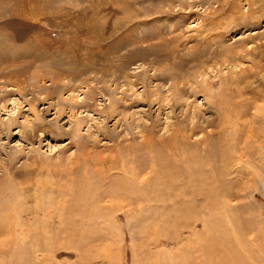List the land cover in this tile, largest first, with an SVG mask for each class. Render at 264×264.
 Listing matches in <instances>:
<instances>
[{
	"label": "rangeland",
	"instance_id": "374dc122",
	"mask_svg": "<svg viewBox=\"0 0 264 264\" xmlns=\"http://www.w3.org/2000/svg\"><path fill=\"white\" fill-rule=\"evenodd\" d=\"M193 110L199 126L187 120L178 153L205 159L194 143L219 137L230 149L239 137L252 154H230V196L216 195L227 206L207 215L206 198L185 210L117 198L115 181H132L140 198L156 184L140 131L175 171L160 138ZM120 163L146 165L143 183ZM20 187L44 206L39 224ZM186 260L264 264V0H0V264Z\"/></svg>",
	"mask_w": 264,
	"mask_h": 264
},
{
	"label": "bare ground",
	"instance_id": "6f19581e",
	"mask_svg": "<svg viewBox=\"0 0 264 264\" xmlns=\"http://www.w3.org/2000/svg\"><path fill=\"white\" fill-rule=\"evenodd\" d=\"M234 9V8H233ZM178 88V87H177ZM208 88V87H207ZM211 90V89H210ZM224 107V105H223ZM215 109L218 110L217 106L215 105L214 106ZM221 109V107H220ZM187 111V110H186ZM222 111V110H221ZM189 112V110H188ZM188 112H184V117H183V121L180 120V123L174 125V128L172 130V133L169 135V136H166V137H162L160 138V142L162 145H164L167 149H169L172 157V161L174 163H176V166H175V171H170L169 170V166L171 167H174L171 163H169V161L166 163L164 159L162 158H158L157 156L153 159L152 156L150 155L151 154V148H153V136H152V133L149 135L148 131L147 132H144L143 130L140 131L142 134H143V137H144V140H142L140 143L137 142L138 144L141 145L142 148L145 149V153L148 155V158L149 160L151 161L150 164L148 165L150 167V169H153L154 166H155V170L159 171V173L156 175L157 178H154L156 180V184L155 185H152L150 186V191H148L146 189V192H147V197L146 198H140L137 196L136 193L132 192L131 190L135 189V187H133V184L134 183H131L129 180L128 181H115V183L113 184L114 186V191L115 193H117V195L119 196H116L117 198H120V195H122L123 193L125 192H129L130 194H133V196L136 197V199H139V200H136L135 201L139 204L141 203L142 200L140 199H149L150 201L152 200V202H154L157 206L160 205L161 207L160 208H164V209H168L169 210V207L168 206H181L183 205V208H184V204H189L191 205L190 208H193L192 204L195 202V201H200L204 198L205 199V203H203L201 205V208L202 210H204V212L207 214V215H210L211 213H215L218 212L215 209H218L219 207H225L227 206L226 205V199H223L222 201H219L216 197L217 194L221 193L220 191V187H222V197L224 198L225 195L226 197L230 196V193L227 191V189H224L223 188V183L225 182L224 178L226 177L225 174L227 173V171L229 170V168H227L228 165L232 166L231 162H229V157H230V154L232 155V159L234 158L235 156V153H239V156L237 157L238 159H241L247 163H250L252 162V154L248 151V143L246 142V140H244L243 144L240 146V147H237L241 140L239 137H237V139L235 137L232 138V142L230 141V149L228 148V145L225 143V140L222 141V138L220 139H216V140H211V139H208V140H200L199 143L195 144L194 145H197V147L199 148L200 151H206L207 152V156H206V160L205 159H201L196 152L195 153V149L192 150L189 152L187 151H184L183 153H178L177 151L178 150H181L180 148V144L181 143H184L186 141V143H188V139L190 138L189 134H188V121L187 120H190L192 123H194V126H193V129H195L197 126V123L194 121V118L196 117L197 115V110H193V112L191 113V116H190V113ZM185 119V120H184ZM214 120H212L210 122V124L212 126H216L217 125V120L215 117H213ZM224 121V120H223ZM191 123V124H192ZM180 124L182 125L180 127ZM190 124V125H191ZM168 126V125H166ZM225 126V121L223 123H221L218 127H215V130L216 129H219V128H222ZM149 128V127H147ZM199 128V127H198ZM210 128V127H208ZM200 129V128H199ZM206 129V128H205ZM145 130V129H144ZM151 130V129H150ZM153 131V130H152ZM206 131V130H205ZM208 131V130H207ZM201 132V131H200ZM224 132V131H223ZM235 134V133H234ZM145 135V136H144ZM210 135L212 136V132H210ZM208 136V135H207ZM158 137V136H157ZM222 141V142H221ZM234 141V142H233ZM120 142V141H119ZM193 142V141H192ZM184 143V144H186ZM242 143V142H241ZM158 144V143H157ZM160 144V146H161ZM193 145V144H192ZM193 145V146H194ZM130 147V146H129ZM128 147V150L130 151V148ZM151 147V148H149ZM193 148V147H192ZM195 148V147H194ZM155 149V148H153ZM178 149V150H177ZM197 149V148H196ZM163 150V149H162ZM231 150V151H230ZM239 150V151H238ZM113 151V150H112ZM259 153V152H258ZM115 156H117V150L114 152ZM238 155V154H237ZM170 157V156H168ZM164 158V157H163ZM167 157H165L166 159ZM236 158V159H237ZM169 159V158H168ZM101 160V163H104L105 164V160L104 158L100 159ZM108 160H109V163L107 162L106 164L107 165H113V163L116 161V157L113 158V156L110 155V158L108 156ZM128 162H130V160H128ZM156 163V165H155ZM204 164V165H203ZM146 168V165L145 166H134L132 163L131 164H127V163H120L119 165V169L121 171H123L124 175H130L128 176V178H132L134 180V182L136 181L137 184H139L140 182L143 183V181H141L140 179V176L141 174L143 173L144 175V170ZM45 169V168H44ZM239 169H241L240 167H236L234 168V171L235 172H238ZM149 171V170H148ZM152 171V170H151ZM156 171V172H157ZM15 172V171H14ZM146 173V172H145ZM231 173V172H230ZM148 174V172L146 173ZM229 174V173H228ZM248 174H251V171L248 173ZM127 175H126V178H127ZM150 176V175H149ZM229 176V175H228ZM254 176V175H252ZM253 178V177H252ZM148 179V178H146ZM145 180V179H144ZM149 180V179H148ZM148 183V182H147ZM149 185V184H148ZM141 188L145 187V186H140ZM21 189V195L24 194V199L25 201L24 202H27L29 203V199L31 197H34V201H35V204L34 206L31 205H28L29 206V210L31 211L32 213V216L35 217L36 221L38 222V224L40 223V220H41V217H42V214L44 215L45 213V208L44 206L42 205H38L37 204V198H36V194L34 193V191H27L25 190L26 188H23V187H20ZM112 189V188H111ZM110 189V190H111ZM140 188H138L137 190H139ZM110 192V191H109ZM140 192V190H139ZM145 192V191H144ZM27 193V194H26ZM19 194V193H18ZM40 194V193H38ZM142 194V193H141ZM140 194V195H141ZM113 195V194H112ZM221 196V194H219ZM145 196V195H144ZM189 196V199H187L186 197ZM38 197V196H37ZM225 197V198H226ZM21 199V198H20ZM19 200V198H18ZM22 201V200H21ZM119 201H123V200H120ZM126 203H128L127 205H129V201L128 200H124ZM204 201V200H203ZM19 202V201H18ZM31 202V201H30ZM134 202V201H133ZM42 204V203H41ZM121 204V203H120ZM14 205V204H13ZM196 205V204H195ZM13 208V206H12ZM175 208V207H174ZM189 208V210H190ZM16 209V208H14ZM20 209V208H19ZM172 209V208H171ZM24 210V209H23ZM185 210V208H184ZM183 210V211H184ZM14 213H16L15 210H13ZM21 211V210H20ZM174 211V210H173ZM192 211V210H191ZM189 211V212H191ZM6 212V211H5ZM175 212V211H174ZM186 212H188V209H186ZM185 212V213H186ZM4 214V213H3ZM2 214V215H3ZM50 214V212H46V215ZM17 215V214H16ZM15 215V216H16ZM45 215V216H46ZM180 215V214H179ZM14 216V214H13ZM50 216V215H48ZM164 216V215H162ZM212 216V215H211ZM44 217V216H43ZM116 217V215H115ZM186 217V216H185ZM7 218V216H6ZM13 218H18V217H13ZM25 218V217H24ZM33 218V217H32ZM48 218V217H47ZM114 218V217H113ZM201 218L203 220H205V223L207 221L206 224H208V220H207V217L206 215L204 214V216H201ZM9 219V218H8ZM46 219V218H45ZM164 219V218H163ZM10 220V219H9ZM16 220V219H15ZM188 220V219H187ZM211 220V219H210ZM13 221V220H12ZM218 221V220H217ZM163 222V221H162ZM214 222V221H213ZM8 223V222H7ZM216 223V222H215ZM214 223V224H215ZM18 224V223H17ZM159 224V223H158ZM211 224V223H210ZM48 225V224H47ZM220 225V223H219ZM11 226V223L10 225ZM37 226V225H36ZM214 227V226H213ZM50 228V227H49ZM205 228L209 229V225ZM11 229V228H10ZM207 229V231H208ZM211 229V228H210ZM214 229V228H213ZM8 230V229H7ZM204 230V229H203ZM220 230V229H219ZM6 231V230H5ZM10 231V230H8ZM20 231L21 233H23V237L22 239H26L29 235H28V231L25 230V225L21 226L20 227ZM197 231V230H196ZM206 231V230H205ZM204 231V232H205ZM216 231V230H215ZM33 234L35 231H33ZM203 232V233H204ZM6 234V232H3ZM9 232H7L8 234ZM199 233V232H198ZM207 233V232H206ZM210 235L212 234L211 232H209ZM208 233V234H209ZM39 234V233H38ZM207 234V235H208ZM14 235V234H13ZM205 236V234H203ZM209 235V236H210ZM171 237V236H170ZM225 237V236H224ZM205 238V237H203ZM202 238V239H203ZM208 238V237H207ZM211 238V236H210ZM28 239V238H27ZM206 239V238H205ZM33 240V239H32ZM218 240V239H217ZM25 241V240H24ZM38 241V240H37ZM202 241V240H201ZM209 240H207L208 242ZM216 241V239H215ZM214 242V241H213ZM212 240H211V243H213ZM217 243V241L215 242V244ZM220 243V242H219ZM225 244V243H224ZM223 244V245H224ZM214 245V243H213ZM212 245V246H213ZM204 246V245H203ZM211 246V245H210ZM214 246H217V245H214ZM185 247V246H184ZM225 247V246H224ZM190 248V247H189ZM201 248V247H200ZM213 249H215L214 247H211ZM219 248V246H218ZM221 248V247H220ZM187 252L191 249L188 250V248H186ZM222 249V248H221ZM185 250V249H183ZM224 250V249H223ZM180 251V250H179ZM185 251V252H186ZM192 251V250H191ZM214 251V250H213ZM218 251V250H217ZM172 250L169 251L167 254H172ZM186 252V253H187ZM221 252V250H220ZM218 252V253H220ZM225 252V251H224ZM179 254V252H177ZM206 253V252H204ZM203 252L202 254L205 255ZM208 253V252H207ZM215 253V251H214ZM166 254V255H167ZM180 254H182V251L180 252ZM191 254V253H189ZM217 254V253H216ZM38 255V254H37ZM174 255V254H173ZM175 255L176 252H175ZM174 255V256H175ZM208 255V254H207ZM206 255V258L209 257ZM209 255H212V252L211 254ZM27 256V255H26ZM193 256V255H191ZM217 256V255H216ZM179 257V256H178ZM184 257V256H183ZM188 257V256H187ZM205 257V256H204ZM212 257V256H211ZM224 257V256H223ZM176 258V257H175ZM182 258V257H181ZM202 258V257H201ZM200 258V259H201ZM227 258V257H226ZM242 258V257H241ZM240 258V260H241ZM33 259V258H32ZM187 259V258H186ZM189 259V258H188ZM194 261V257L192 258ZM198 259V257H197ZM196 259V260H197ZM212 259V258H211ZM175 260V259H174ZM180 260V258H179ZM202 260V259H201ZM17 261V260H16ZM187 261V260H186ZM184 262L183 264H195L193 261L192 262H189V260L187 262ZM199 261V260H198ZM206 261V260H205ZM217 261V260H216ZM176 262V261H175ZM174 262V264H175ZM178 262V261H177ZM200 262V261H199ZM208 262V260H207ZM213 262V261H212ZM179 263H182V259ZM206 263V262H205ZM204 263V264H205ZM35 264V263H34ZM173 264V263H172ZM198 264V263H196ZM201 264V263H200ZM209 264V263H208ZM212 264H218V263H212ZM222 264V263H221ZM240 264V263H238Z\"/></svg>",
	"mask_w": 264,
	"mask_h": 264
}]
</instances>
